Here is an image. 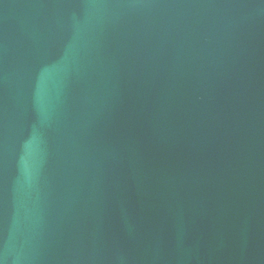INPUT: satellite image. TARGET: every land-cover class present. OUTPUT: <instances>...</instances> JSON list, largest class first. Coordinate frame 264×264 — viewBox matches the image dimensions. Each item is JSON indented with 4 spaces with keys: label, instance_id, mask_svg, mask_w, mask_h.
<instances>
[{
    "label": "water",
    "instance_id": "95a60500",
    "mask_svg": "<svg viewBox=\"0 0 264 264\" xmlns=\"http://www.w3.org/2000/svg\"><path fill=\"white\" fill-rule=\"evenodd\" d=\"M0 264H264V0H0Z\"/></svg>",
    "mask_w": 264,
    "mask_h": 264
}]
</instances>
